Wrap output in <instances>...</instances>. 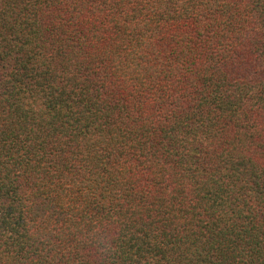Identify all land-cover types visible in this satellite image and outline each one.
I'll use <instances>...</instances> for the list:
<instances>
[{"label":"trees","instance_id":"obj_1","mask_svg":"<svg viewBox=\"0 0 264 264\" xmlns=\"http://www.w3.org/2000/svg\"><path fill=\"white\" fill-rule=\"evenodd\" d=\"M0 264H264V0H0Z\"/></svg>","mask_w":264,"mask_h":264}]
</instances>
